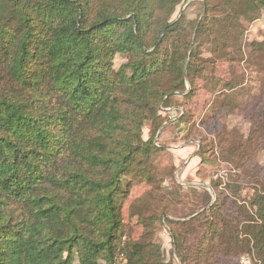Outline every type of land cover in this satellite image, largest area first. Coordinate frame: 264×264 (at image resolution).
Masks as SVG:
<instances>
[{
  "label": "trees",
  "instance_id": "obj_1",
  "mask_svg": "<svg viewBox=\"0 0 264 264\" xmlns=\"http://www.w3.org/2000/svg\"><path fill=\"white\" fill-rule=\"evenodd\" d=\"M187 1L0 0V264H170L160 228L179 264H238L252 253L264 264V164L251 161L264 152V79L242 145L232 130L219 143L240 174L210 181L211 205L207 190H193L203 206L177 216L179 186L168 190L155 172L161 108L191 99L205 73L199 42L220 47L224 27L264 13V0H202L199 22L170 21ZM256 51L264 62V42ZM235 87L228 80L221 92ZM183 131L190 139L193 128ZM205 151L202 165L212 163ZM140 185L148 189L129 204L134 238L121 210Z\"/></svg>",
  "mask_w": 264,
  "mask_h": 264
},
{
  "label": "rangeland",
  "instance_id": "obj_2",
  "mask_svg": "<svg viewBox=\"0 0 264 264\" xmlns=\"http://www.w3.org/2000/svg\"><path fill=\"white\" fill-rule=\"evenodd\" d=\"M202 4V0H188L178 5L170 21H176L183 16L188 21L199 22L204 13ZM219 34L220 41L226 46L220 43L218 47L214 41L208 39L199 42L198 51L201 59L206 61V70L203 78L196 81L195 95L187 101L178 98L171 107L161 108L160 111V115L165 120L154 138V144L162 147L163 150L157 153L153 163L162 186L167 187L168 190L176 185L179 186L172 189L179 192L172 205V209H176L177 216L188 214L191 210L203 206V197L201 199L195 197L193 190L200 188L207 190L211 196L209 204L211 205L215 200V194L210 188V181L220 180L225 183L227 176L240 174L239 170L227 162L228 154L223 155L225 160L222 159L219 143L224 132L232 130L236 133L237 144L242 145V141L238 142V139L245 138L248 134L249 124L246 121L249 112L248 103L257 96L261 80L264 79V62L262 55L256 51L257 45L264 42V13L254 20L240 17L236 24L224 27ZM122 60V57L115 59V69ZM228 80L237 82V87L231 91L221 92L223 83ZM189 90L190 87L187 85L185 93ZM224 101L227 107L219 108V104ZM245 105L246 110L243 108ZM182 119L187 120V124L182 122ZM201 122L204 125H201ZM187 126L193 128V134L190 139L185 140L187 133L183 130ZM150 134L149 125L144 124L142 139L147 140ZM204 146L205 156L211 158L212 163L202 165L200 151ZM239 160L238 157L237 161ZM254 160L259 167H262L264 152L257 151L251 160L252 163ZM251 161L248 158L246 163L250 164ZM200 166H202L201 170ZM248 166H245L247 170L253 169ZM199 170L200 174L197 175ZM243 184L247 187H243L240 196L249 198L252 190L248 187V183L243 182ZM200 185L208 186L209 189ZM147 189L145 185L132 188L129 197L122 205L124 231L131 232L134 238H137L141 228L135 225L129 204ZM198 193L202 194L201 191ZM157 235L166 261L170 264H179L170 256L171 243L167 231L160 228ZM118 262L122 264L120 260ZM238 264H259V260L253 253L245 254L240 256Z\"/></svg>",
  "mask_w": 264,
  "mask_h": 264
},
{
  "label": "water",
  "instance_id": "obj_3",
  "mask_svg": "<svg viewBox=\"0 0 264 264\" xmlns=\"http://www.w3.org/2000/svg\"><path fill=\"white\" fill-rule=\"evenodd\" d=\"M200 186L203 188L209 189L208 186H205V185H200Z\"/></svg>",
  "mask_w": 264,
  "mask_h": 264
}]
</instances>
